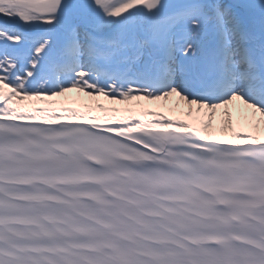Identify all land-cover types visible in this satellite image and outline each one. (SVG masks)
<instances>
[{"label": "snow or ice", "instance_id": "obj_1", "mask_svg": "<svg viewBox=\"0 0 264 264\" xmlns=\"http://www.w3.org/2000/svg\"><path fill=\"white\" fill-rule=\"evenodd\" d=\"M0 264H264V0H0Z\"/></svg>", "mask_w": 264, "mask_h": 264}]
</instances>
